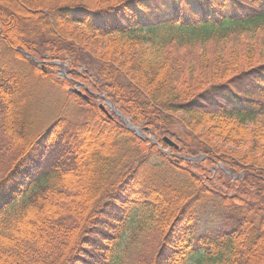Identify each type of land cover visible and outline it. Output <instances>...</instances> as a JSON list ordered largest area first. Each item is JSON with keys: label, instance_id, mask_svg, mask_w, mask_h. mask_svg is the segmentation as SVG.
<instances>
[{"label": "trees", "instance_id": "16d2710c", "mask_svg": "<svg viewBox=\"0 0 264 264\" xmlns=\"http://www.w3.org/2000/svg\"><path fill=\"white\" fill-rule=\"evenodd\" d=\"M0 73V264H264V0H0Z\"/></svg>", "mask_w": 264, "mask_h": 264}, {"label": "rangeland", "instance_id": "374dc122", "mask_svg": "<svg viewBox=\"0 0 264 264\" xmlns=\"http://www.w3.org/2000/svg\"><path fill=\"white\" fill-rule=\"evenodd\" d=\"M42 64H44L42 68L48 70L47 66L49 64L47 63V61L43 60L42 63L38 62L37 65L41 66ZM56 69H57V73L59 75L62 76L64 74L63 73L64 69L61 68L60 64L58 66H56ZM0 75H1V73H0ZM43 89H45V88H43ZM43 89H41V91H43V93H44V91H46V94H45L46 102H44L45 107L43 109L44 112L43 111L42 112L44 115L45 114L48 115L49 112L54 108V106L59 105L60 103L58 102V95H57L56 91L55 92L50 91L49 88L47 90H43ZM97 100H98V106H99V104H102L104 106V110L107 111L109 114L110 110H108V108L105 106V100H103L102 98H99ZM241 105H242V103H241ZM179 114L184 115L183 113H179ZM149 137H151V136H149ZM242 142L243 143L238 145V147H235V149H237L238 151L243 149L242 153H244L245 151H247L246 148L248 146V143L246 140H244ZM252 142H254V147L257 149H258L259 145L262 144L261 142H259L257 140L252 141ZM60 145H61V141H59V140L57 141V143H53L51 145L52 148L47 151V154H50V152H56V149L59 148ZM46 155H45V159H44L42 165L39 167L41 169L45 164L47 165V163H49L51 161V157H53V155H49L47 157H46ZM198 160H200V159H196V161H198ZM192 162H195L194 158H193ZM218 167H220V166L216 165V167L214 166V167L210 168V171L211 172L215 171L218 169ZM217 183L220 186V190L222 189L223 191L226 190L229 192L228 188H226L225 186L224 187L222 186L223 185L222 180L217 181ZM242 199L243 200H247V199L252 200L253 197L250 195H246V197H243ZM198 206H199V213L197 216L198 219H197L195 228L197 229L198 233L206 234V235H208L209 238H214L215 235L213 232H215V230L220 228L221 226H224L223 224H225L227 222V216H232V214H231L232 209H227V208L224 209V207L219 205L215 200H207V201L200 202L198 204ZM140 215H141V211H139V210L136 212H133L129 215V217L127 219L126 227L123 230L124 233H123V235H122V237L118 243L117 249L113 252L111 264L117 263L119 257L122 254L124 244L126 243L128 237H129V234L132 231L131 229L134 228V226L137 224V222L139 220L138 218L140 217ZM193 250L194 251L192 252L190 257H188L186 264H195V260L204 251L203 247L201 246V244L199 242H195V244L193 246Z\"/></svg>", "mask_w": 264, "mask_h": 264}, {"label": "water", "instance_id": "95a60500", "mask_svg": "<svg viewBox=\"0 0 264 264\" xmlns=\"http://www.w3.org/2000/svg\"><path fill=\"white\" fill-rule=\"evenodd\" d=\"M107 105H108V107L110 108V110H111V109L114 110L115 114L121 119V121H124V122L126 123V126L128 127L129 130H131V131H135L137 134L139 133L138 129H137L136 127H134V126L132 127V126L130 125L129 121H127V120L123 117V115H121L119 112H117V110H115L114 107H113L109 102L107 103ZM99 107H100L102 110L104 109V107H103L102 105H100ZM151 140H153V139L151 138ZM163 140H164L166 143H168L169 145H174V143H173L172 141H170L169 139L164 138Z\"/></svg>", "mask_w": 264, "mask_h": 264}]
</instances>
